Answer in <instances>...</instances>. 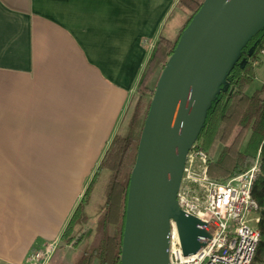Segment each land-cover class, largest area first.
I'll return each instance as SVG.
<instances>
[{"label":"crops","instance_id":"obj_1","mask_svg":"<svg viewBox=\"0 0 264 264\" xmlns=\"http://www.w3.org/2000/svg\"><path fill=\"white\" fill-rule=\"evenodd\" d=\"M176 1L0 0V264L59 242Z\"/></svg>","mask_w":264,"mask_h":264},{"label":"trees","instance_id":"obj_2","mask_svg":"<svg viewBox=\"0 0 264 264\" xmlns=\"http://www.w3.org/2000/svg\"><path fill=\"white\" fill-rule=\"evenodd\" d=\"M204 0H177L174 26L160 34L120 123L88 183L57 249L87 246L72 264H121L129 181L141 132L161 71L182 32ZM261 75L259 88L252 90ZM193 146L207 153L210 177L226 181L255 164L251 195L259 206L260 240L254 262L264 257V25L240 48L224 80L214 91ZM92 226H89L90 222Z\"/></svg>","mask_w":264,"mask_h":264},{"label":"water","instance_id":"obj_3","mask_svg":"<svg viewBox=\"0 0 264 264\" xmlns=\"http://www.w3.org/2000/svg\"><path fill=\"white\" fill-rule=\"evenodd\" d=\"M264 25V0H204L182 32L152 97L131 173L121 264H169V221L182 253L207 235L177 204L186 154L240 48ZM225 69L219 74L223 64Z\"/></svg>","mask_w":264,"mask_h":264},{"label":"built area","instance_id":"obj_4","mask_svg":"<svg viewBox=\"0 0 264 264\" xmlns=\"http://www.w3.org/2000/svg\"><path fill=\"white\" fill-rule=\"evenodd\" d=\"M258 165L229 180L219 181L208 174V155L193 145L186 154L177 191L179 209L200 222L207 235L192 255L182 253L173 220L169 221V264H254L260 240L256 227L259 206L251 190ZM58 242L44 245L28 255V264H48ZM264 264V263H263Z\"/></svg>","mask_w":264,"mask_h":264},{"label":"rangeland","instance_id":"obj_5","mask_svg":"<svg viewBox=\"0 0 264 264\" xmlns=\"http://www.w3.org/2000/svg\"><path fill=\"white\" fill-rule=\"evenodd\" d=\"M174 22H175L174 15H173V13H171L170 19H169L168 25H167V31H169V33L173 29L172 24ZM92 223H93L92 221L89 223L90 227L93 225ZM87 243H88V240L85 238L77 247H75V248L69 247L68 248L69 252H65L64 250H61L57 253L58 249H55V251H54L49 262H51L53 260L52 264H72L74 257L83 251V249L87 246ZM263 263H264V257H263L262 261L260 260V261H258V263H254V264H263Z\"/></svg>","mask_w":264,"mask_h":264},{"label":"bare ground","instance_id":"obj_6","mask_svg":"<svg viewBox=\"0 0 264 264\" xmlns=\"http://www.w3.org/2000/svg\"><path fill=\"white\" fill-rule=\"evenodd\" d=\"M225 66H226V63H225V64H223V66H222V68H221V70H220L219 74H220V73H222V72L224 71V69H225Z\"/></svg>","mask_w":264,"mask_h":264}]
</instances>
